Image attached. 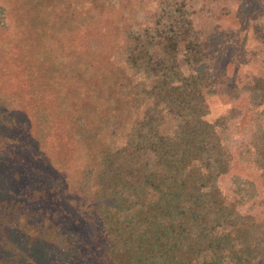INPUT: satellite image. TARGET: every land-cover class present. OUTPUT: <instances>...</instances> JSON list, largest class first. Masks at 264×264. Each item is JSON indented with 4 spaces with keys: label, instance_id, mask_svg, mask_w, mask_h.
<instances>
[{
    "label": "trees",
    "instance_id": "trees-1",
    "mask_svg": "<svg viewBox=\"0 0 264 264\" xmlns=\"http://www.w3.org/2000/svg\"><path fill=\"white\" fill-rule=\"evenodd\" d=\"M251 12L264 14V0ZM191 14L188 0L127 4L111 83L89 72L81 90L69 83L74 99L56 102L64 138L52 115L8 104L17 116L1 162L0 264H264V58L240 85L211 76ZM10 24L0 2V28ZM253 31L264 45L259 23ZM93 34L86 50L109 44ZM82 95H95L92 107ZM213 95L244 105L211 115ZM62 140L82 144L72 179L50 162Z\"/></svg>",
    "mask_w": 264,
    "mask_h": 264
},
{
    "label": "rangeland",
    "instance_id": "rangeland-1",
    "mask_svg": "<svg viewBox=\"0 0 264 264\" xmlns=\"http://www.w3.org/2000/svg\"><path fill=\"white\" fill-rule=\"evenodd\" d=\"M138 1L118 0L113 7L99 0H0L8 6L12 23L6 29L0 28V183L4 182L1 162L9 141L15 137L10 124L17 112L7 115L8 104L14 99L17 106H34L44 117L52 115L57 122V135L66 137L62 113L65 111L57 110L56 102L62 103L66 97L74 99L71 95L78 92H70L69 83H75L81 90V82L89 72L96 75L95 80L111 83L110 46L118 28L125 23L121 18L123 9ZM188 3L192 23L202 30L210 47L211 57L205 67L211 76L221 72L229 85L237 86L251 75L261 73L264 45L255 37L253 23H259L264 32V14L252 16L251 11L260 10L262 0H188ZM88 7L91 12H87ZM91 34L102 41L108 39L109 44L86 50L85 37ZM80 97L82 108L92 107L96 100L95 95L78 96L77 100ZM208 102L211 115L225 112L233 104L244 105L218 95ZM22 115L23 112L18 113V117ZM62 141L63 145L52 143L49 153L54 157H50V162L72 179L82 160V144ZM73 188L70 181L62 202L67 210L73 203Z\"/></svg>",
    "mask_w": 264,
    "mask_h": 264
}]
</instances>
